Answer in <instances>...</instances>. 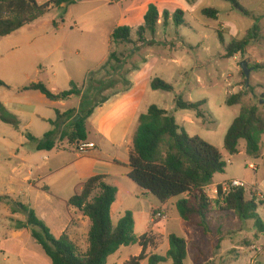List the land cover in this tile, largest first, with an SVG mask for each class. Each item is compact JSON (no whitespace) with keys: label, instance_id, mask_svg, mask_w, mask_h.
<instances>
[{"label":"trees","instance_id":"trees-1","mask_svg":"<svg viewBox=\"0 0 264 264\" xmlns=\"http://www.w3.org/2000/svg\"><path fill=\"white\" fill-rule=\"evenodd\" d=\"M83 1L85 0H53L40 4L36 0H0V39L34 24L55 8H60L62 5H75ZM224 1L231 3L234 10L250 16L239 0ZM202 13L210 19L219 17V11L214 8L205 9ZM170 20H173L177 27L185 25V12L178 9L173 15L168 12L161 15L156 5L150 4L144 16V25L137 30L138 44L143 45L147 42L145 38L147 31L156 34L160 22L168 25ZM219 36L226 52V59H231L238 54H246L253 44H264V28L258 26L248 30L243 39L232 40L228 44L221 33ZM111 42L113 46L121 42L133 43L131 27L116 28L111 35ZM112 62L116 63V67H112L114 70L119 69L122 63L114 51L102 70L108 68ZM250 68L256 72H262L264 63ZM241 75L246 78L243 71ZM121 78L129 89L130 82ZM111 84L106 86L103 81H96L95 77L90 75L83 88H79L72 82L68 91L58 95L53 94L42 82L33 83L25 90L39 91L51 101H66L82 96L79 113L73 117L70 130L62 133L63 139L67 138L70 143H78L89 141L87 121L97 107L110 99V97H104L100 102H95V97L112 88ZM1 88H9V86L0 80ZM151 88L154 91L161 90L169 93L175 91L171 84L159 78L152 80ZM249 98L252 100L256 98L255 88L252 86L248 88L245 86L241 91L227 98V106H240L241 110L225 136L224 150L228 155L235 157L239 155V145L244 140L247 156L254 160L262 159L264 165L262 153L264 94L256 102L247 101ZM175 102L178 109L194 112L196 118L202 120L204 124L210 118L209 113L204 109L205 100L191 102L180 95ZM1 107V120L19 129L18 119L7 111L4 112ZM74 112L70 111L64 115L57 112L56 120L51 122L54 129L42 139L29 136V140L36 145V149L42 151L55 148L63 119L68 115L72 116ZM78 116H80L79 120L74 122ZM211 123L213 124L214 121ZM129 167L128 178L159 202L165 203L172 198L179 199L176 203L178 213L189 228H200L204 234L208 235L212 233L214 214L234 213L242 221L252 220L256 235L264 233V223L258 214L261 204L248 199L244 188L234 189L224 197L222 186L219 185L216 199L211 198L207 193L206 189L213 184L215 176L223 174L227 168L220 149L198 136H190L177 124L171 113L156 105L150 106L147 112L138 118L131 139ZM103 180V176L90 178L84 184L82 192L68 202L69 206L77 208L91 222L88 247L85 252L80 250L67 233L56 238L33 209L21 203L16 204L27 217L25 224L20 225V228L30 229L32 238L43 248L52 264H107L108 259L122 247L135 245L141 248V253L131 258L126 264H141L147 259L150 264H163L169 261H172V264H185L190 250H199L195 243H188L183 238L170 235V249L166 257L154 254L148 257L147 250L154 246L155 239L148 235L140 238L136 236L135 221L130 211L125 213L117 225H114L111 209L116 201L118 190L104 183ZM3 199L0 197V200Z\"/></svg>","mask_w":264,"mask_h":264},{"label":"crops","instance_id":"crops-1","mask_svg":"<svg viewBox=\"0 0 264 264\" xmlns=\"http://www.w3.org/2000/svg\"><path fill=\"white\" fill-rule=\"evenodd\" d=\"M184 3L189 5L187 0ZM92 4H94V0H85L72 5V7L83 6L82 11L84 12ZM149 5L150 3H147L144 6ZM68 6L62 5L60 8L68 10V16L72 18L74 12ZM189 7L188 9H191V6ZM85 15V13L80 14L75 19L81 20ZM36 24L35 22L25 26L18 32L0 39V52L2 53L0 61H2V65L8 67L12 73L28 83L0 89L2 106L9 114L16 117L20 124L19 129H16L4 123L0 118V197L4 198L0 200V254L10 252L16 255L15 264H52L43 248L32 238L30 229L20 228V225L25 224L27 217L16 205L18 203L33 209L56 238L67 233L73 242L77 245L80 244L82 236H88L90 220L77 208L69 206L68 202L82 192L84 184L90 178L103 176L104 183L116 187L118 190L116 201L111 209L112 220L114 212L119 214V220L126 212H132L136 236L140 238L143 235L159 236L160 234L163 237L162 248L167 255L170 249L169 237L176 235L174 232H169L168 215L172 210H177L176 203L179 199L172 198L161 203L128 178L132 135L139 116L144 114L143 110L146 109L142 98L135 89L136 85L133 80H128L130 82L129 89L122 93L113 94L106 103L97 107L88 119V140L96 144V149L91 154L87 156L77 154L67 138H62V148L55 146L52 150L42 151L37 150L36 145L29 140V136L42 139L52 131L54 126L51 122L56 120L57 112L64 115L70 111H75L72 116L68 115L63 119L59 136L63 132H68L73 117L79 113L82 101V96L73 97L66 101H51L39 91L25 90L33 83L42 82V76L48 73V66L42 61L50 60L52 69L54 66L62 68L65 81L69 85L68 90L72 82L75 81L76 83H74L79 88H83L88 80V76L85 74L87 71L84 72L83 68L78 69L77 65L72 67L67 65L65 68L62 64L64 55L68 54L86 59L82 56V45L85 44V39L72 36L71 32L67 31L65 20L60 23L56 22L54 31L37 27ZM110 54L108 53L104 57L103 65L108 62ZM238 55L231 59L236 60ZM91 59H95L94 54H92ZM82 74L86 75V79L79 81ZM60 76L54 72L53 78H57V80L52 79L53 82L59 81L62 78ZM47 81L51 85V80L48 79ZM50 89L53 94H60L57 90ZM84 91L85 89L83 93ZM73 99H77V106L69 108ZM90 130L95 134V140L90 139ZM244 151L246 154V147ZM244 153L240 149L239 155ZM252 160L254 162L247 166L250 173L248 177L227 179L215 184L213 181V184L207 187V193L209 194V189L214 185L217 188L228 181L240 180L244 182L248 199L251 200V196L256 198L258 195H264V182L258 179L260 172H263L264 177L262 159ZM216 192L215 196H209L216 199ZM156 209L162 210L166 215V219L158 225L155 223L158 220L153 219V211ZM142 215L149 217L150 228L147 232L138 235V219ZM234 216H236L234 213L229 215L227 213L214 214L213 225L218 224V227L212 228L210 234L215 235L217 232L219 235H216L218 238L212 241L216 242L214 248L217 252L222 253H217V255L219 258H224L227 264H252L253 252L247 255L249 251L246 246L244 244L241 247L238 246V243L241 244L240 241L237 244L231 243L230 247L227 246L231 240L228 243L222 235L227 228H230L231 220L235 219ZM2 219H8L13 224L10 227L3 225ZM261 220L264 223L262 218ZM251 225L254 227L251 235L254 243L252 247L261 248L256 264H264V233L256 235L254 223ZM163 228L165 232L162 231ZM196 229L200 230V228ZM198 230L193 231V240L186 241L188 243L193 242L199 247V250H195L198 252L199 258L204 256L202 246L205 240L199 236ZM210 234H204V236L208 237ZM206 241L209 242L208 239ZM245 244L249 245L250 243L246 241ZM233 249L239 251L240 254L232 256L230 251ZM150 252L149 249L148 257L153 255ZM158 252V249L155 250L154 255H157ZM140 253L141 248L139 247L136 255ZM0 259L3 264H10L11 262V259L5 256L0 257ZM128 261L127 257L121 255L114 260L113 264H124Z\"/></svg>","mask_w":264,"mask_h":264},{"label":"rangeland","instance_id":"rangeland-1","mask_svg":"<svg viewBox=\"0 0 264 264\" xmlns=\"http://www.w3.org/2000/svg\"><path fill=\"white\" fill-rule=\"evenodd\" d=\"M119 1V2H118ZM240 4L250 13V16H245L233 9L231 3L224 0H187L189 5H186V0H94V4L89 6V9L82 11L83 6L68 8L73 11V17L69 18L68 10L55 8L47 15L39 19L36 23L37 27L54 31L56 22L65 20L67 31L71 32L72 36L83 37L85 44L82 45V56L86 59L75 55H64L63 67L77 65V68H83L88 78L95 77L96 81H103L106 86L112 83V88L107 89L99 96L95 97V102H100L104 97H111L113 94L122 93L128 89L125 82L122 80H133L136 85L140 97L143 100V105L147 112L148 108L156 105L161 109L167 110L175 116L177 123L186 130V132L194 137L198 136L209 144L217 147L224 155V160L227 163V168L223 174L215 176L214 184L227 179L248 177L250 175L247 166L254 162L244 152L245 141L240 142L239 148L244 154L236 157H231L224 150V139L232 125L233 121L240 114V106L229 107L226 104L227 98L231 94L238 93L245 86L247 80L241 75V63L247 61L249 67L259 63H264V44H253L248 52L244 55L239 54L238 58L226 59L225 49L221 43L219 33L222 34L226 43L232 40H241L246 32L253 29L255 26L264 28V0H239ZM150 3L155 4L161 14L168 12L173 15L178 9L185 12V25L177 27L173 20H170L168 25L163 23L158 25L156 34L151 31L146 32V43L138 44L137 30L144 25V16L148 10ZM118 4V5H117ZM189 6H191V9ZM187 7V8H186ZM208 8H214L219 11L217 19H210L203 15L202 11ZM86 15L81 20H76L80 14ZM163 21V19H162ZM120 26H129L132 29L133 43H118L114 46L111 42L110 33ZM33 27V26H30ZM21 34V32H20ZM18 35V34H16ZM1 41V40H0ZM116 52L122 63L119 69L116 63L112 62L108 68L102 70L104 57L109 53ZM92 54L95 59H91ZM2 53L0 52V57ZM48 66V73L42 76V82L48 87L57 92L68 91L69 85L65 81L62 68L50 66V60L42 61ZM70 71V69H69ZM57 72L62 76L59 81L53 82V73ZM86 75L82 74L79 81L85 80ZM60 76V77H61ZM0 79L9 87L19 84H28L21 77L12 73L10 69L2 65L0 61ZM159 78L162 81L171 84L175 91H154L151 88L153 79ZM51 80L49 85L47 80ZM75 82V81H74ZM76 83V82H75ZM250 85L255 88L256 98H249L247 101L256 102L264 94V71H252L249 81ZM50 86V88H49ZM182 95L185 100L191 102L206 101L204 106L205 111L210 115L207 123L196 118V114L192 111H183L177 108L176 98ZM0 99V107L2 106ZM77 106V99L70 102L69 108ZM3 107V106H2ZM1 107V108H2ZM4 112L6 109L3 107ZM211 121H214L212 124ZM90 139L95 140V134L92 130ZM264 153V148H263ZM258 179L264 182L263 172H260ZM217 191L216 186L209 189V195L215 196ZM259 215L264 220V207L258 210ZM119 214L114 212L113 221L117 225ZM231 220L230 228H227L223 233V237L231 243L241 247L243 244L248 249V253L253 252V228L252 220L242 221L237 216ZM169 232H174L178 237L185 240H193L192 233L198 229L189 228L180 217L176 209L172 210L169 215ZM137 234H143L150 228L149 217L142 215L138 219ZM1 223L10 227L13 222L8 219H2ZM91 222L89 221L90 231ZM217 225H213L216 229ZM165 232L164 228L162 229ZM199 236L203 237L205 243L202 246L204 256H199L197 251L190 250L185 264H227L224 258H219L220 251L215 250V243L219 236L210 234L204 236L202 230H198ZM240 232V233H238ZM217 235V236H216ZM155 244L151 248L150 254H154L155 250H159L157 255L166 257L163 247V237L154 236ZM208 239L209 242L206 240ZM210 239V240H209ZM250 243L246 245L245 242ZM78 247L82 252H85L88 247V236H82ZM148 249V250H149ZM139 246L123 247L116 254L108 259L107 264H113L114 260L119 256L127 257L129 260L138 253ZM147 250V252H148ZM239 251L233 249L230 251L232 256L238 255ZM240 254V253H239ZM147 255V254H146ZM10 258V264H15L16 255L7 252L0 254ZM225 256V255H223ZM201 258V259H200ZM226 258V256H225ZM0 264H3L0 259ZM126 264V263H124ZM141 264H150L149 260L143 261ZM163 264H172V261Z\"/></svg>","mask_w":264,"mask_h":264},{"label":"built area","instance_id":"built-area-1","mask_svg":"<svg viewBox=\"0 0 264 264\" xmlns=\"http://www.w3.org/2000/svg\"><path fill=\"white\" fill-rule=\"evenodd\" d=\"M36 1L40 4H44V3L51 2L53 0H36ZM58 139L59 140H57L56 146L58 148H62V140H63L62 134L58 137ZM71 146L74 148V151L81 156H87L91 154L93 151H95L96 149V144L91 141H82L78 143H72ZM221 186H222V194L224 197H226L234 189H237V188L245 189L244 182L240 180H231V181L224 183ZM216 195H217V192H216ZM251 200H255L257 203L261 204L262 207H264V195H258L256 198L254 196H251ZM153 219L158 220V222H155L156 225H158L160 222L166 219V215L164 214L162 210L156 209L155 211H153ZM148 236H150V234H148ZM260 252H261L260 247H257V246L253 247L254 257L251 262L252 264L257 263V256Z\"/></svg>","mask_w":264,"mask_h":264},{"label":"water","instance_id":"water-1","mask_svg":"<svg viewBox=\"0 0 264 264\" xmlns=\"http://www.w3.org/2000/svg\"><path fill=\"white\" fill-rule=\"evenodd\" d=\"M241 69L244 73V75L246 76V80H247V88L249 87L250 83V78H251V74H252V68L249 67V63L247 61H243L241 63ZM80 116H78L74 122H77L79 120Z\"/></svg>","mask_w":264,"mask_h":264}]
</instances>
